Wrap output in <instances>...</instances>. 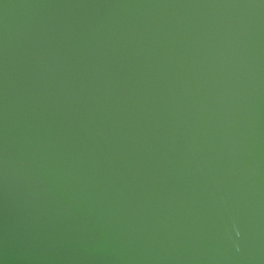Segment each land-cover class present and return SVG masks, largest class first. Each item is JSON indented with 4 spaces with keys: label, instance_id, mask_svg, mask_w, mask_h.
<instances>
[{
    "label": "water",
    "instance_id": "95a60500",
    "mask_svg": "<svg viewBox=\"0 0 264 264\" xmlns=\"http://www.w3.org/2000/svg\"><path fill=\"white\" fill-rule=\"evenodd\" d=\"M0 264H264V0H0Z\"/></svg>",
    "mask_w": 264,
    "mask_h": 264
}]
</instances>
